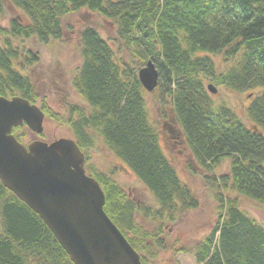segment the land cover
I'll return each mask as SVG.
<instances>
[{"label": "trees", "instance_id": "1", "mask_svg": "<svg viewBox=\"0 0 264 264\" xmlns=\"http://www.w3.org/2000/svg\"><path fill=\"white\" fill-rule=\"evenodd\" d=\"M11 1L27 23L13 19L10 27L0 28V96L20 95L36 103L35 87L15 61L23 57L31 38L60 40L65 16L88 10L117 27L113 42L94 26L80 32L82 62L72 85L88 107L71 105L65 117L51 111L44 100L41 106L71 127L86 162L99 139L153 195L155 204L144 211L158 225L149 234L138 226V207L124 188L93 165L86 166L104 190L106 213L140 254L142 264H158L165 245L163 225L198 206L150 120L138 77L148 60L159 71L161 101L171 103L209 187L216 181L221 188L264 203V0ZM4 5L0 0V13ZM121 48L129 58L120 57ZM209 84L218 92L223 88L251 94L246 110L251 125L227 102L218 101V92H210ZM26 128H13L19 141ZM227 157L229 172L211 181L208 174ZM214 198L217 222L193 247L197 262L264 264V224L241 209L236 198L225 201L220 192ZM0 264H74L40 216L1 181Z\"/></svg>", "mask_w": 264, "mask_h": 264}, {"label": "rangeland", "instance_id": "2", "mask_svg": "<svg viewBox=\"0 0 264 264\" xmlns=\"http://www.w3.org/2000/svg\"><path fill=\"white\" fill-rule=\"evenodd\" d=\"M4 11L0 13V28L10 27L11 21L17 19L27 23L25 14L16 7L11 0H4ZM63 35L60 40L51 39L48 43L41 42L37 38H31L26 43V51L23 57L15 61L16 67H23V72L29 77L38 94L36 104L42 108V101L54 113L67 116L71 105L79 104L88 107L87 103L76 92L72 85V77L82 62L80 47V32L84 27L94 26L110 42L116 39L117 27L107 18L97 12L80 10L63 18ZM2 36L0 35V41ZM123 59L129 58L128 51L121 48L118 53ZM32 58L30 61L28 58ZM216 61L221 57L216 55ZM161 88L155 91L145 90V101L150 120L159 134L160 143L166 156L176 168L179 176L189 186L197 198L198 206L179 215L174 222H166L164 226V248L157 258L158 264H203L198 263L193 247L214 228L217 222L218 202L214 196L220 192L225 201L228 198H236L241 209L264 224V203L243 196L231 188H221L215 183L216 177L229 172L231 160L224 158L213 172L208 174L214 185L206 182L201 170L191 153L184 133L175 121L171 103L161 101ZM251 94L248 92L236 93L219 88L216 95L218 101L227 102L249 126L251 122L247 117V106ZM42 100V101H41ZM46 114L43 122L44 130L38 134L26 128L23 143L28 144L34 140L53 142L60 138H72L74 134L70 126L62 125L53 114ZM178 133L181 139H177ZM180 140V141H179ZM87 165L94 166L98 171L104 172L115 179L136 203V222L143 231L152 233L156 231L158 223L145 215L146 205L155 204L153 195L138 180L133 171L116 155H114L101 140L89 150ZM87 166V167H88ZM89 173V172H88ZM90 174V173H89ZM212 184V183H211ZM219 187V188H218ZM219 190V191H218Z\"/></svg>", "mask_w": 264, "mask_h": 264}, {"label": "water", "instance_id": "3", "mask_svg": "<svg viewBox=\"0 0 264 264\" xmlns=\"http://www.w3.org/2000/svg\"><path fill=\"white\" fill-rule=\"evenodd\" d=\"M153 92L159 71L148 60L138 71ZM213 94L218 92L209 84ZM44 110L29 99L0 96V181L36 212L74 264H142L140 254L106 213L100 182L87 173L85 154L72 138L20 142L13 128L44 130Z\"/></svg>", "mask_w": 264, "mask_h": 264}, {"label": "flooded vegetation", "instance_id": "4", "mask_svg": "<svg viewBox=\"0 0 264 264\" xmlns=\"http://www.w3.org/2000/svg\"><path fill=\"white\" fill-rule=\"evenodd\" d=\"M177 139H181V135L178 133ZM180 141V140H179ZM87 164V163H86Z\"/></svg>", "mask_w": 264, "mask_h": 264}]
</instances>
